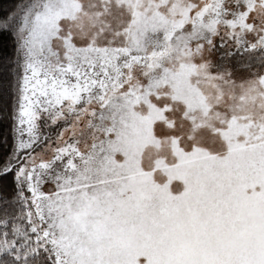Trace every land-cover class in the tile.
Here are the masks:
<instances>
[{
	"label": "snow or ice",
	"instance_id": "6c2138e0",
	"mask_svg": "<svg viewBox=\"0 0 264 264\" xmlns=\"http://www.w3.org/2000/svg\"><path fill=\"white\" fill-rule=\"evenodd\" d=\"M7 121L0 264H264V0H16Z\"/></svg>",
	"mask_w": 264,
	"mask_h": 264
},
{
	"label": "trees",
	"instance_id": "16d2710c",
	"mask_svg": "<svg viewBox=\"0 0 264 264\" xmlns=\"http://www.w3.org/2000/svg\"><path fill=\"white\" fill-rule=\"evenodd\" d=\"M16 3V0H0V8L7 9L11 5ZM10 47L8 49V52L10 54ZM11 122H0V140H2L4 137H8V139H11ZM0 150H2V146H0Z\"/></svg>",
	"mask_w": 264,
	"mask_h": 264
}]
</instances>
